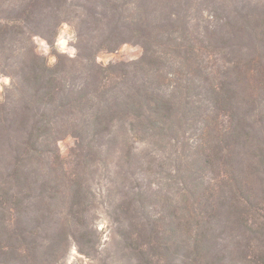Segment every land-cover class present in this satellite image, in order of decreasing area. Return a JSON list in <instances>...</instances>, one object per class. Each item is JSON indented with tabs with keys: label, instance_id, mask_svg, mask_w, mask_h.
Returning a JSON list of instances; mask_svg holds the SVG:
<instances>
[{
	"label": "trees",
	"instance_id": "obj_1",
	"mask_svg": "<svg viewBox=\"0 0 264 264\" xmlns=\"http://www.w3.org/2000/svg\"><path fill=\"white\" fill-rule=\"evenodd\" d=\"M67 22L73 58L54 48ZM124 44L141 57L96 62ZM0 75V264L95 258L88 180L107 161L129 264H264V2L0 0ZM154 167L151 213L136 175Z\"/></svg>",
	"mask_w": 264,
	"mask_h": 264
},
{
	"label": "rangeland",
	"instance_id": "obj_2",
	"mask_svg": "<svg viewBox=\"0 0 264 264\" xmlns=\"http://www.w3.org/2000/svg\"><path fill=\"white\" fill-rule=\"evenodd\" d=\"M259 1L264 2V0ZM197 17L196 23L203 25V21L206 20V16L199 13L197 14ZM75 32V24L72 22L63 23L60 26L54 44V48L58 53H63V55L69 58H73L75 56ZM35 45L37 52L47 59L48 64L50 66L54 65L56 59L52 55L46 42L40 38H36ZM141 55L142 49L139 45L124 44L114 52L99 53L96 62L105 66L111 63L135 61L138 60ZM50 61L52 62L50 63ZM216 63H221L219 58H217ZM3 78L4 77L0 75V99L2 97L4 88L2 87ZM190 137L191 138L189 140L193 138L192 135ZM75 142V139L71 136L64 137L58 141L57 147L62 158L67 159L69 157L72 149L75 146ZM189 142L190 141H188V144ZM136 146L140 150L145 148L140 144ZM147 152H149L151 155L149 156L150 159H155L154 164L156 165L163 161V159H165L166 156L171 153V147L169 148L167 146L165 152L163 153L160 150H155L154 148L150 147ZM110 159H113V157ZM112 162L107 161L106 164L99 165L97 171L92 176H90L88 180L90 189L88 200L91 207V221L92 225L96 227L98 231V237L100 239L97 245L98 254L95 258H86L83 255H80L74 246H71L62 264H129L127 257L122 255L123 251L120 246L118 224L114 220V207L117 200L119 199V192L115 185L117 180L114 178V165ZM159 172L160 170L154 167L153 171L150 172L151 174L149 173L150 175H143L139 173L136 175V184L142 187L146 197L149 196L151 198V213L157 212L158 209L156 206H154L156 203L155 194L158 195L161 192L164 195L166 190H168L166 180L167 175H165L163 172ZM170 191L172 193L177 192L175 187L171 188Z\"/></svg>",
	"mask_w": 264,
	"mask_h": 264
},
{
	"label": "crops",
	"instance_id": "obj_3",
	"mask_svg": "<svg viewBox=\"0 0 264 264\" xmlns=\"http://www.w3.org/2000/svg\"><path fill=\"white\" fill-rule=\"evenodd\" d=\"M2 80H3L2 81V87H5V86H7L9 84V79L4 77Z\"/></svg>",
	"mask_w": 264,
	"mask_h": 264
},
{
	"label": "clouds",
	"instance_id": "obj_4",
	"mask_svg": "<svg viewBox=\"0 0 264 264\" xmlns=\"http://www.w3.org/2000/svg\"><path fill=\"white\" fill-rule=\"evenodd\" d=\"M63 54V53H62ZM52 61H50V63H51Z\"/></svg>",
	"mask_w": 264,
	"mask_h": 264
}]
</instances>
